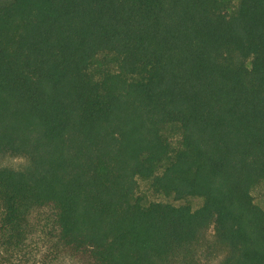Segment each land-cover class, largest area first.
Listing matches in <instances>:
<instances>
[{
  "label": "trees",
  "instance_id": "trees-1",
  "mask_svg": "<svg viewBox=\"0 0 264 264\" xmlns=\"http://www.w3.org/2000/svg\"><path fill=\"white\" fill-rule=\"evenodd\" d=\"M7 157L0 264H264V0H0Z\"/></svg>",
  "mask_w": 264,
  "mask_h": 264
},
{
  "label": "rangeland",
  "instance_id": "rangeland-1",
  "mask_svg": "<svg viewBox=\"0 0 264 264\" xmlns=\"http://www.w3.org/2000/svg\"><path fill=\"white\" fill-rule=\"evenodd\" d=\"M27 165V160L25 158H20V157H16V158H0V166H7V167H12L15 169H20L23 168ZM140 182V188L138 191V195L140 197H142V199L144 200V202L146 203H150V202H164V203H172L176 206L179 205H190L191 207H193V209L197 208L198 206H200L202 204V200L198 199V198H191L185 201H176L174 200V198L171 197H167L164 195H160V194H155L149 186V183L146 181H142L139 180ZM252 195L254 197V202L261 207L264 210V182L260 183L259 185H257L253 191H252ZM212 234H213V230L211 229L208 232V238L209 240H212ZM220 258L217 259H210V264H217L219 262Z\"/></svg>",
  "mask_w": 264,
  "mask_h": 264
}]
</instances>
